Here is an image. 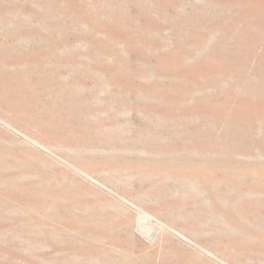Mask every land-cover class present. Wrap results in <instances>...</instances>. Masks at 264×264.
Instances as JSON below:
<instances>
[{"label": "rangeland", "instance_id": "obj_1", "mask_svg": "<svg viewBox=\"0 0 264 264\" xmlns=\"http://www.w3.org/2000/svg\"><path fill=\"white\" fill-rule=\"evenodd\" d=\"M0 264H264V0H0Z\"/></svg>", "mask_w": 264, "mask_h": 264}]
</instances>
